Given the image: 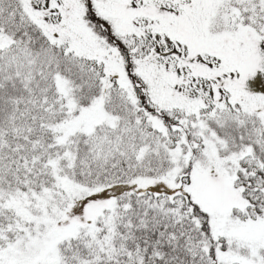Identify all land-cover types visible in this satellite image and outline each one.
Returning <instances> with one entry per match:
<instances>
[{"label":"snow or ice","instance_id":"obj_1","mask_svg":"<svg viewBox=\"0 0 264 264\" xmlns=\"http://www.w3.org/2000/svg\"><path fill=\"white\" fill-rule=\"evenodd\" d=\"M0 264H264V0H0Z\"/></svg>","mask_w":264,"mask_h":264}]
</instances>
